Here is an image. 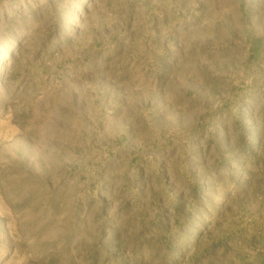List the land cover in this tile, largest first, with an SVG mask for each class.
Masks as SVG:
<instances>
[{
	"label": "rangeland",
	"instance_id": "obj_1",
	"mask_svg": "<svg viewBox=\"0 0 264 264\" xmlns=\"http://www.w3.org/2000/svg\"><path fill=\"white\" fill-rule=\"evenodd\" d=\"M0 264H264V0H0Z\"/></svg>",
	"mask_w": 264,
	"mask_h": 264
}]
</instances>
